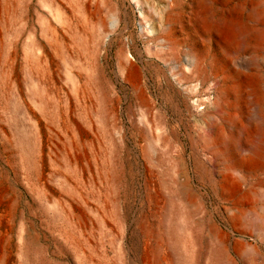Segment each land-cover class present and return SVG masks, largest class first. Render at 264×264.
Masks as SVG:
<instances>
[{
  "label": "rangeland",
  "instance_id": "obj_1",
  "mask_svg": "<svg viewBox=\"0 0 264 264\" xmlns=\"http://www.w3.org/2000/svg\"><path fill=\"white\" fill-rule=\"evenodd\" d=\"M59 1L0 0L1 264H191L192 232L212 264L211 228L220 264H264V0H206V25L188 0Z\"/></svg>",
  "mask_w": 264,
  "mask_h": 264
},
{
  "label": "bare ground",
  "instance_id": "obj_2",
  "mask_svg": "<svg viewBox=\"0 0 264 264\" xmlns=\"http://www.w3.org/2000/svg\"><path fill=\"white\" fill-rule=\"evenodd\" d=\"M90 0L86 1L83 6H84V11L86 14H87V17H89L91 15L92 12L90 11V3H89ZM176 1V0H175ZM7 2V1H6ZM9 2V1H8ZM255 2V1H254ZM51 3L53 5H55L56 9L59 10V11H62L64 6L62 3H60L59 0H51ZM252 3V2H251ZM2 4V3H1ZM239 4V3H238ZM10 5V4H9ZM211 5V4H210ZM252 5V4H251ZM175 6V5H174ZM207 3H206V0H188V3L186 5H184L183 7L187 8L188 10L191 9L193 10V14L195 16V19L196 20H201L202 22L205 23V25L209 22H215L217 21L214 17V15H212V13L210 12V10H206V8H210V7H207ZM235 6V5H234ZM1 8V7H0ZM230 8V7H229ZM228 8V9H229ZM235 8V7H234ZM83 9V7H82ZM210 9H213V8H210ZM233 9V8H232ZM79 10V8H78ZM206 10V11H205ZM231 10V9H230ZM239 10L240 11H244V7H242L241 5L238 6V13H239ZM261 10V6L260 4L257 2L255 4H253L249 9H248V14L249 16H251V19L253 20H256L258 19L259 15H260V11ZM237 11V10H236ZM5 13V12H4ZM57 15L61 14V12H58L56 11ZM82 13V12H81ZM185 12L184 11H181V12H178V15H180V17L182 16V14H184ZM230 13V12H229ZM86 14H83L86 16ZM241 14V13H240ZM247 14V15H248ZM70 16V14H69ZM92 17V16H91ZM95 17V16H94ZM65 18V17H64ZM73 18V17H72ZM84 19V18H83ZM88 19V18H87ZM85 18V20H87ZM222 19V18H221ZM66 21H68L66 19ZM73 21V20H72ZM72 21H71V18H69V26L70 28L72 27ZM223 21V19L221 20ZM220 22V20H218V23ZM222 23V22H221ZM224 23H226L227 25H229L231 28H233V30L239 32H242L243 31V22L241 20H237V19H230V20H226L224 21ZM76 24V23H75ZM79 25V23H77ZM213 24V23H211ZM226 25V26H227ZM68 26V27H69ZM74 26V25H73ZM77 26V25H76ZM228 26V27H229ZM85 27V26H84ZM83 27V32L85 33L86 30L85 28ZM75 28V27H74ZM78 28V27H77ZM98 28H99V31L102 36H106L107 34V23H106V20L104 18H102L101 16L99 17V20H98ZM47 29L45 31L46 34H48L51 38L55 39V40H60L61 37H64L63 36V33L56 27L54 28L53 26H51L50 24H48L47 26ZM82 29V28H81ZM245 30H247L245 28ZM247 32V31H246ZM80 33V32H79ZM65 34V32H64ZM86 34V33H85ZM238 34V33H237ZM238 34V35H239ZM243 34V33H242ZM241 34V35H242ZM244 35V34H243ZM259 35V34H258ZM261 35V33H260ZM100 38V37H98ZM100 40V39H99ZM100 44V43H99ZM48 60V59H47ZM94 61V60H93ZM127 61V60H126ZM97 63H95V66L93 65L92 69H91V73H90V80L89 81L91 84L93 85H98L97 83V80L99 78L98 74H99V66L97 68ZM47 66H48V62H47ZM91 67V66H89ZM49 68V67H47ZM79 75H82V74H79ZM139 76V74H138ZM130 79V78H129ZM133 81V80H132ZM140 81V80H139ZM83 83V82H82ZM100 84V83H99ZM81 85V84H80ZM81 87V86H80ZM86 89H84L85 91ZM85 93V92H84ZM83 93V95H84ZM81 94V93H80ZM102 103H105V101H103ZM257 104V103H256ZM258 105V104H257ZM256 107V105H255ZM256 108H258V110L256 111L255 113V118L259 119L260 120V124L261 126H264V103H259V106H257ZM256 121V120H255ZM213 129L214 133H217L216 131H218L216 129V126L214 125H206V127L208 128H211ZM236 138V137H235ZM235 138H229L226 140V143H227V150L228 152H231L233 153L234 152V149L237 147L235 145ZM243 144V143H242ZM245 146V145H244ZM250 147V145L248 146ZM264 148V141L260 140L257 144H254L252 146V149L256 152H260L262 149ZM219 150L222 151V148H220ZM254 154V153H253ZM254 155H257V154H254ZM235 157V156H234ZM188 194V184L187 183H181V184H177L174 186V188L172 189V194H171V198H170V201L172 204H175V207L177 208L176 211H175V216H176V219L179 217H183V215H186L187 218L189 216V214L191 213V211L189 209H185V206L186 204H188V201L186 200V196ZM185 205V206H184ZM185 226L187 228H190L189 227V221L185 222ZM176 224L173 226V230L175 231L176 229ZM207 239H208V246H209V257H210V260L212 262V264H220L222 261H223V257H222V253L224 251V241L223 239L220 238V236L218 235L217 231L213 228H211L208 232V235H207ZM264 241V239H263ZM199 242V237H197L193 232L192 234L190 235V238H189V247L190 249H187L186 252L189 254L188 256V259L187 261L191 262V264H193L194 262V259L196 258V246ZM180 241L177 237V235H175V240H174V250L176 253L180 254L181 255V251H180ZM234 248L238 251V252H242L243 251V248H244V244L241 243V242H238L236 243V245L234 246ZM224 255V254H223ZM2 260H3V254H2V245L0 243V264L2 263ZM155 262L156 264H158V256H155ZM5 261V260H4Z\"/></svg>",
  "mask_w": 264,
  "mask_h": 264
}]
</instances>
